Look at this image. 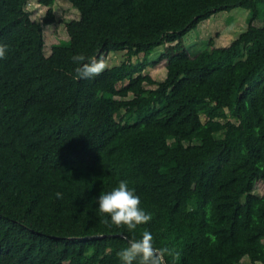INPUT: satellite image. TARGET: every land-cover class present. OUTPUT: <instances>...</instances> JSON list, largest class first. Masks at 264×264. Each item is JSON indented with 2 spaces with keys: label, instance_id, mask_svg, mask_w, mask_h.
<instances>
[{
  "label": "trees",
  "instance_id": "16d2710c",
  "mask_svg": "<svg viewBox=\"0 0 264 264\" xmlns=\"http://www.w3.org/2000/svg\"><path fill=\"white\" fill-rule=\"evenodd\" d=\"M30 1L0 0V264H120L145 230L163 264H264V0H36L41 23ZM57 1L85 29L45 56ZM236 8L247 26L228 46L216 34L162 80L144 74L160 47ZM75 54L118 62L80 80ZM120 180L150 214L134 232L95 207Z\"/></svg>",
  "mask_w": 264,
  "mask_h": 264
},
{
  "label": "rangeland",
  "instance_id": "374dc122",
  "mask_svg": "<svg viewBox=\"0 0 264 264\" xmlns=\"http://www.w3.org/2000/svg\"><path fill=\"white\" fill-rule=\"evenodd\" d=\"M26 10L30 13V19L32 21L41 23L47 9L39 6L36 0H31L26 6ZM52 10L54 21L49 25L43 26L45 56L49 55L50 47L53 44L59 41L67 42L70 32L85 29V24L80 20L78 12L68 2L57 1ZM247 15L248 11L236 8L230 12H220L211 16L208 20L200 23L196 29L188 33L185 40L160 47L151 57V62L160 56L163 57V60L155 67H148L144 71V74L149 75L155 81L162 80L165 76L166 64L174 60L178 51L184 50L190 55H194L202 50L209 42V39L213 38L216 34L218 37L214 39V46H228L237 37L238 33L245 30L247 26ZM254 24L257 27H264V20L259 19ZM187 37L193 39L189 40ZM114 62H118V58L110 54L104 65L108 67ZM202 122L216 135H220L226 126L225 121H210L202 118ZM255 193L257 195H263L264 186L256 185ZM241 264H247V261L243 260Z\"/></svg>",
  "mask_w": 264,
  "mask_h": 264
},
{
  "label": "clouds",
  "instance_id": "9594fccd",
  "mask_svg": "<svg viewBox=\"0 0 264 264\" xmlns=\"http://www.w3.org/2000/svg\"><path fill=\"white\" fill-rule=\"evenodd\" d=\"M6 52L7 45L0 44V59L5 58ZM71 59L78 64L76 75L80 80H92L105 69L103 62L86 61L82 54H75ZM61 195L60 192L54 194L56 199H60ZM94 203L108 228L114 225L134 232L138 226L150 220V214L141 206L140 197L125 180L118 181L110 190L99 194L94 198ZM165 251L154 247L152 233L145 230L139 238L129 240L127 246L117 252V257L120 264H163Z\"/></svg>",
  "mask_w": 264,
  "mask_h": 264
},
{
  "label": "crops",
  "instance_id": "0c3cea01",
  "mask_svg": "<svg viewBox=\"0 0 264 264\" xmlns=\"http://www.w3.org/2000/svg\"><path fill=\"white\" fill-rule=\"evenodd\" d=\"M186 36H187V35H186ZM186 36H185V37H186ZM185 37H183L180 41L185 40ZM187 39L192 40L193 38H191V37H187Z\"/></svg>",
  "mask_w": 264,
  "mask_h": 264
},
{
  "label": "water",
  "instance_id": "95a60500",
  "mask_svg": "<svg viewBox=\"0 0 264 264\" xmlns=\"http://www.w3.org/2000/svg\"><path fill=\"white\" fill-rule=\"evenodd\" d=\"M95 237H98V236H95Z\"/></svg>",
  "mask_w": 264,
  "mask_h": 264
}]
</instances>
